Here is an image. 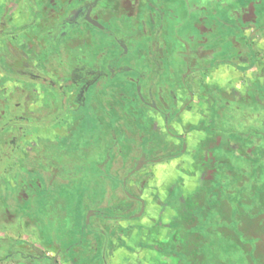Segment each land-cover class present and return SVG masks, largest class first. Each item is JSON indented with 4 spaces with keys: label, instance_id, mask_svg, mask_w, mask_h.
I'll return each mask as SVG.
<instances>
[{
    "label": "rangeland",
    "instance_id": "1",
    "mask_svg": "<svg viewBox=\"0 0 264 264\" xmlns=\"http://www.w3.org/2000/svg\"><path fill=\"white\" fill-rule=\"evenodd\" d=\"M61 1L58 5L64 7L62 12L67 14L70 5L65 7L67 1ZM155 1L165 12L157 47L156 41L151 43L144 36L137 43L138 62L129 64H139L150 73L154 71L153 75L148 74L145 87L154 86L153 98L160 104L154 83V78L158 77L166 87V98L180 114L170 119L168 131L165 118L147 106L144 121L129 123L134 139L130 136L127 142L118 134L116 141L120 146L123 144V149L114 145L109 155L113 159L106 165L107 169L103 172L105 176H99L100 180L104 179L98 181L93 192L85 182H81L84 184L80 185L82 187H65L66 175L58 178L51 188L56 191L55 196L39 198L44 188L40 181L38 187L35 185L39 180L36 172L29 173L26 169L23 173L20 170V176L15 173L16 179L10 171L5 174L1 172L0 256L8 252L12 254L10 258L0 260V264H49L34 257L42 253L54 257L59 264H74L73 260L80 258V245L86 248L88 245L94 246L95 241L98 243L100 235L95 238L93 227L105 231L108 240L103 251H87L80 258L81 263L92 264L102 260L103 264H259L251 258V250L246 252L249 245L243 244L241 236L228 227L233 222L228 201L227 205L223 204L219 209H209L210 205L206 203L211 201L205 202L207 197L204 199V196L207 183L213 181L216 175L225 183L229 182L231 188L242 184L243 181L238 180V173L248 168L250 161L247 154L252 153L256 143H259L255 138L244 145L240 132L233 130L235 126L228 123L224 112L232 109V102L234 105L246 106L251 101L249 94L257 90V83L264 87V15L253 24L241 20L240 15L251 10L255 0H188L190 10L184 8L185 0H173L172 3L165 2L167 0ZM3 3L4 0H0V15L3 13ZM14 3L13 23L20 26L29 19L27 4L24 0H15ZM187 12L191 17L185 22ZM166 17H170L171 24L165 23ZM248 17L249 20L256 18L253 10ZM149 27L148 23L144 25L145 30ZM172 33L175 36L170 38L169 34ZM242 36L250 39V50L243 45ZM21 40L19 38V42ZM81 44L85 46L83 42ZM130 46V54L133 55V51H136L133 41ZM185 49L193 51L195 55L203 53V58L193 66L196 68L187 73L181 56ZM208 53L211 55L204 57ZM128 60L127 57L125 62ZM160 67L167 68L172 76L168 73L160 77ZM181 77H185V85ZM127 94L120 95L130 97ZM219 100L227 103L221 107L219 105L216 132L208 126L211 125L214 105ZM220 101L218 104H221ZM260 101L264 105L263 96ZM169 132L179 134L182 140ZM45 134L46 131L40 128L34 135L21 138L20 144L26 148L32 138L40 146ZM110 143L111 136H107L99 126L96 138L86 149V154H95L100 162ZM170 146L173 152L183 148L180 157L134 168L144 147L147 156L155 158L167 155ZM21 153L19 156L24 154ZM123 160L124 168L121 164ZM16 167L15 170L19 168L18 164ZM100 167L93 164L91 170ZM127 171H131L130 177L126 178L123 186L122 177ZM17 193L19 200L15 201ZM226 195L221 197L225 198ZM135 197H140L142 203ZM209 198L212 200L215 196ZM254 198L240 204L251 215L261 206L252 204L257 201ZM86 205L99 211L97 215H90L93 220L89 218L90 223L85 227L84 215L91 214V209L89 212L84 211L87 210ZM197 205L204 206L206 215L196 208ZM251 206H254L253 210ZM117 208L127 210L116 212ZM118 214L119 217H114ZM246 215L235 219L233 224L237 225L238 220L249 217ZM207 216L210 218L204 224ZM254 222L253 228L249 226L248 233L257 236L255 229L259 227V222L256 219ZM243 225L238 224L241 229ZM261 237L263 240L264 234ZM259 250L262 251V248ZM100 256H103L104 262ZM261 264H264V259Z\"/></svg>",
    "mask_w": 264,
    "mask_h": 264
},
{
    "label": "flooded vegetation",
    "instance_id": "2",
    "mask_svg": "<svg viewBox=\"0 0 264 264\" xmlns=\"http://www.w3.org/2000/svg\"><path fill=\"white\" fill-rule=\"evenodd\" d=\"M14 1L4 0L0 15V61L4 60L0 62V173L10 171L16 179L15 173L20 176V170L36 172L39 180L35 185L39 181L43 184L45 199L55 196L56 191L51 188L58 178L66 175L65 187H82L81 182H85L93 192L99 176H105L106 165L113 159L109 155L114 145L123 149V144L120 146L117 142L118 134L127 142L130 136L134 139L129 123L144 121L147 106L165 118L168 131L171 115L180 114L166 98V87L158 77L153 82L160 104L153 98L154 86L145 87L148 74L153 75L154 71L150 73L139 64H129L138 62L137 43L144 36L151 43L156 41L157 47L165 12L155 0H66L65 7L70 5L67 14L62 12L65 8L58 5L61 0H24L29 19L19 26L13 23ZM168 1L173 2H165ZM190 7L185 0L184 8L190 10ZM88 13L101 26L88 21ZM172 13L171 10L170 17ZM170 17H166L165 23L172 22ZM190 17L187 12L184 21L188 22ZM147 23L150 27L145 30ZM173 36L174 33L169 34L170 38ZM131 41L136 49L133 55L130 54ZM202 54L196 56L186 49L182 52L186 73L196 68L193 66L203 58ZM127 57L129 60L125 62ZM168 73L171 75L167 68L160 67L158 74L161 77ZM184 78L181 77L183 83ZM122 93L130 97L120 95ZM99 126L111 136L100 162L95 154H86ZM40 128L46 131L40 146L31 138L29 145L23 148L21 138L34 135ZM169 133L182 140L179 134ZM168 149L164 157L177 152L172 151V146ZM147 153L144 147L134 168L180 157L160 161L163 157L152 158ZM17 164L19 168L15 170ZM93 164L101 167L92 171ZM130 173H124L123 186ZM16 197L15 201L19 200L18 193ZM134 199L142 203L140 197ZM86 209L84 211L89 212L91 208L86 205ZM126 210L122 208L121 212ZM98 211L93 207L87 215L93 220L90 215H97ZM87 215L83 223H87Z\"/></svg>",
    "mask_w": 264,
    "mask_h": 264
},
{
    "label": "trees",
    "instance_id": "3",
    "mask_svg": "<svg viewBox=\"0 0 264 264\" xmlns=\"http://www.w3.org/2000/svg\"><path fill=\"white\" fill-rule=\"evenodd\" d=\"M253 8H251V10H248L246 12H244V14L242 13L240 15L241 20L242 21H246L249 22L250 24H253V22L255 23V21L257 20V18H259L261 15H264V0H255L254 1ZM256 4L258 6H256ZM252 7V6H251ZM245 9V7L243 8ZM252 10L253 13L255 14L256 18L254 17V19L249 20V17L252 14ZM245 25V24H244ZM243 45L246 48H249L250 50V39L246 36H242L241 37ZM251 52L253 53V51L251 50ZM263 93V94H262ZM262 96L264 97V87L261 84L257 83V90L253 91L252 93L249 94V99L251 100L250 102H247L246 106H240L239 104H231L232 109H226L224 112V116L226 117V119L228 120V123L230 125H234L235 128H233V130H236L238 132H240V136H241V140L243 141V144H247L251 143L254 141L255 138H257V140L259 141V143H256V149L252 152V153H248L247 154V159H249V166L246 170H241L238 173V180L239 182H241L242 184H240L239 186H234L231 188L230 183H225L224 180H222L219 175L214 176L213 177V181H209L206 185L207 190L205 191V197H210L211 195H214L215 198H213L212 200H214L215 202H212L211 198L209 199H205V202H209L206 203L207 205H210L209 209H219L221 208L220 206L225 204L229 206V211H230V216L233 219L232 221L234 222L235 219H237L238 217L242 216H247L246 214H248L249 217L247 218H242L241 220H238L239 222H237V225H234L233 222H231V224L228 226L229 228L235 230L239 236H241V240L243 242V244H248L249 248L251 249H247L246 252L248 253L250 250V256L253 260L256 261V263L261 264V262L264 259V243L262 244V242L264 241V237L262 240V234H264V207L262 206V202L264 204V105L261 103L260 99L262 98ZM220 101V100H219ZM219 101L217 102V105H214V113H213V117L211 119V125L208 126V128H211V130L214 128L215 131H218V127L216 126V121H218V110H219V105L224 106L227 101H220L221 104H218ZM261 104H260V103ZM240 103V102H239ZM243 108V109H240ZM175 115H171L170 119H172ZM246 127V130L243 131V128ZM240 129V130H239ZM232 130V128H231ZM216 131V132H217ZM233 134H235V131H232ZM182 153L181 150H178L175 154H170L166 157L161 158L160 161H163L165 159H170V158H174L177 156H180ZM231 188V190H230ZM254 189V191H253ZM249 190V191H248ZM256 190V191H255ZM229 191V192H228ZM248 192L250 194H248ZM227 193V197L222 198L221 195L226 194ZM242 194V196L239 198V195ZM33 196L35 198L36 194L33 193ZM44 197V193H42L41 195H39L38 197ZM255 197V198H254ZM239 198V199H238ZM251 200L254 198L257 201H254L252 204H259L261 206H257L258 207V211L254 212L252 215L250 214V212L248 210L244 211L242 209V206L240 205L241 202H246V199H250ZM42 199H40L41 201ZM262 200V201H261ZM38 201V200H37ZM228 201V203H227ZM239 201V202H238ZM251 203V201H250ZM213 204V205H212ZM239 204V205H238ZM256 204V205H257ZM197 209H201L202 211L204 210V206L202 207V205H197L196 207ZM254 206H251V209L253 210ZM215 211V210H214ZM244 212V213H243ZM203 213H205V211H203ZM246 213V214H245ZM206 215V213H205ZM221 215H219L220 217ZM224 216V215H223ZM210 218L209 216H207L204 219V224H206L205 220ZM258 218V219H257ZM255 219L256 222H259V227H256V232H257V236H253L250 235L248 232L250 227L253 228V225H255ZM244 224L243 228H239L240 226H238V224ZM87 223H84V226L86 227ZM221 225V224H220ZM250 226V227H249ZM258 228V229H257ZM95 232V235H100L99 238V251H103V247L105 245V241H107V234L105 233V231H101L99 229H95L94 227L92 228ZM98 233V234H97ZM262 241V242H261ZM261 242V243H260ZM263 245V246H262ZM262 248V251H257L258 249ZM257 251V252H256ZM260 252V253H258ZM15 253V252H14ZM13 253V254H14ZM10 254L12 253H7L4 254L2 256H0V260L2 259H7L10 258ZM84 255H79L80 258L82 256H85L86 253H82ZM179 257L181 256L180 254H177ZM205 256V255H204ZM35 258H41L46 262H49V264H59V261L57 259H55L54 257L48 256L45 253L39 254L34 256ZM103 259V256H100ZM212 257V256H210ZM23 258H31V256H23ZM98 261H100L99 259H97ZM104 262V259H103ZM102 263V260H101ZM220 264H224V263H220Z\"/></svg>",
    "mask_w": 264,
    "mask_h": 264
},
{
    "label": "crops",
    "instance_id": "4",
    "mask_svg": "<svg viewBox=\"0 0 264 264\" xmlns=\"http://www.w3.org/2000/svg\"><path fill=\"white\" fill-rule=\"evenodd\" d=\"M253 9H254V7H253ZM96 196V195H95ZM87 230V229H86ZM89 232H91L90 230H88ZM94 235V234H93ZM94 237V236H93ZM95 238H96V235H95ZM80 250H81V253H79V255L81 254V255H84V254H82V253H86L87 251H99L98 249H99V243H96V241H95V243H94V246H92V247H89V245L86 247V248H84V247H82L81 245L78 247ZM89 254H90V252H89ZM96 261V260H95ZM73 263L74 264H87L86 262H82L81 263V260H80V258L79 257H77V259H74L73 260ZM92 264H103V263H101V262H93Z\"/></svg>",
    "mask_w": 264,
    "mask_h": 264
},
{
    "label": "water",
    "instance_id": "5",
    "mask_svg": "<svg viewBox=\"0 0 264 264\" xmlns=\"http://www.w3.org/2000/svg\"><path fill=\"white\" fill-rule=\"evenodd\" d=\"M86 18H87L88 21L92 22L93 24H95L97 26H101L97 21L93 20L90 17L89 13L87 14V17ZM137 169H139V167H137ZM89 218H90L89 215H87V223H89Z\"/></svg>",
    "mask_w": 264,
    "mask_h": 264
}]
</instances>
